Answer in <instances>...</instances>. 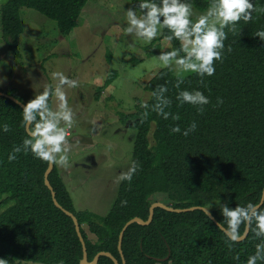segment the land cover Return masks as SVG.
Returning a JSON list of instances; mask_svg holds the SVG:
<instances>
[{"label":"trees","instance_id":"16d2710c","mask_svg":"<svg viewBox=\"0 0 264 264\" xmlns=\"http://www.w3.org/2000/svg\"><path fill=\"white\" fill-rule=\"evenodd\" d=\"M88 2L8 0L1 8L3 38L9 49L19 54L23 7L54 19L60 33L69 35L78 26ZM254 2L256 11L251 21L241 20L234 31L225 29L223 59L215 63V74L203 81L195 74L183 76L180 89L198 88L209 97L203 113L197 111V106L179 105L175 98L179 91L175 86L177 74L161 68L145 85L150 94L147 102L154 104L153 89L167 83L166 95L172 104L166 110L180 119L164 120L150 108L145 112L141 104L136 112L121 114L123 123L130 119L136 130L131 162L140 167L131 183H120L108 213L102 216L77 210L54 165L49 180L59 203L79 220L89 261L98 252L108 251L123 264L118 248L120 232L132 218H148L158 193L164 194L165 203L178 208L212 205L210 210L218 221L223 217L219 206L213 207L215 204L225 202L235 207L258 202L264 188V46L255 33L264 29V0ZM209 6L210 0H192L193 8L204 11ZM167 35L163 30L162 38ZM171 44L179 47L177 40ZM117 76L118 72L111 70L105 87ZM7 93L17 97L15 89ZM218 99L223 102L218 103ZM49 104L51 107V100ZM22 119V107L0 95V125L6 123L10 128L9 132L0 131V259L7 264H81L83 246L74 221L55 205L45 183L47 162L23 151L16 160H8L13 147L21 145L27 135L21 127ZM193 121L197 128L188 136L171 132L173 126L178 124L183 131ZM225 197L228 201H224ZM257 242L249 232L246 239L230 249L231 242L203 210L178 213L156 208L149 225L135 222L127 228L122 248L127 264H245ZM237 254L239 261L233 259ZM168 255L169 259H165ZM98 264L115 263L101 256Z\"/></svg>","mask_w":264,"mask_h":264},{"label":"rangeland","instance_id":"374dc122","mask_svg":"<svg viewBox=\"0 0 264 264\" xmlns=\"http://www.w3.org/2000/svg\"><path fill=\"white\" fill-rule=\"evenodd\" d=\"M6 1L0 0V88L6 93L15 89L26 103L46 86L55 87L53 71L78 81L76 88H65L76 113L68 135L71 166L69 170L57 166L67 172L66 186L76 209L104 216L118 195L116 176L131 164L136 137L132 121L123 123L121 114L136 112L148 100L145 85L163 68L157 54L173 48L172 44L162 35L151 44L125 35L124 9L134 6L132 0H89L69 35L60 33L54 19L23 7L24 32L15 54L3 38L1 8ZM193 11L199 15L206 10L194 7ZM111 70L118 76L105 87ZM50 100L55 110L54 94ZM154 200L164 202V194H156Z\"/></svg>","mask_w":264,"mask_h":264},{"label":"clouds","instance_id":"9594fccd","mask_svg":"<svg viewBox=\"0 0 264 264\" xmlns=\"http://www.w3.org/2000/svg\"><path fill=\"white\" fill-rule=\"evenodd\" d=\"M126 16V36H135L145 44H151L158 36L167 30V40L179 41V47L161 51L157 54L159 64L169 71L177 74L176 101L180 106L190 104L197 106V111L203 113L204 106L210 103L209 97L200 89H180L183 74H195L201 81L211 77L216 72L215 63L221 62L225 50L227 33L225 29L235 30V26L243 20L249 22L256 11L254 0H210V6L199 15H195L192 0H138L133 7L124 9ZM255 37L259 38L264 46V29L258 30ZM228 51H231L229 48ZM51 78L56 81L55 87L46 86L39 94L23 104V119L21 127L27 135L22 144L13 147L8 155L9 162L17 159V154L31 153L34 158L47 162L48 166L59 165L63 168L71 166L69 152L70 141L68 129L73 127L76 113L69 104L65 88H76L78 81L69 78L61 71H53ZM3 81L0 80V84ZM169 89L167 83L157 85L152 91L155 103L149 105L145 100L141 107L145 112L151 109L164 120L171 117L179 120L178 114H173L169 109L172 100L166 95ZM58 101L54 110L49 101L52 95ZM17 103L21 102L17 98ZM218 103L223 101L218 99ZM197 128L195 121L181 130L177 124L171 128L172 133H181L188 136ZM0 131L9 132L8 124L0 125ZM140 166L132 161L127 171H121L116 176V183H131L133 176ZM228 198L225 197L224 201ZM126 204L127 201H121ZM220 214L223 217L216 223L219 229L232 245L242 242L252 232L258 241L254 253L248 255L245 264H264V192L259 196L257 203L251 201L246 204H236L230 207L229 203H219ZM211 206L204 209L205 215L211 217ZM243 226V228H242ZM240 260L239 254L233 257ZM0 264H7L5 259H0Z\"/></svg>","mask_w":264,"mask_h":264},{"label":"water","instance_id":"95a60500","mask_svg":"<svg viewBox=\"0 0 264 264\" xmlns=\"http://www.w3.org/2000/svg\"><path fill=\"white\" fill-rule=\"evenodd\" d=\"M0 95H4V96L10 98L11 100H13V101H15V102H16V100H17V98H18V97L14 96V95H10V94H8V93H6V92H3V91H0ZM16 103H17V102H16ZM24 103H25V102H23V101L21 100V102H20V103H17V104H19L21 107H23V104H24ZM53 169H54V166H51V167L48 166V169H47V171H46V173H45V183H46V185L50 188V190H51V192H52V197H53V200H54L55 205L58 206L59 208H61V209H62V210L68 215V216H70V217L73 219V221H74V224H75V227H76L77 234H78L79 239H80V241H81V243H82V246H83V258H82V260H81V264H98L99 259H100L101 256H108V257H110V258L114 261L115 264H120L118 258H117L116 256H114L111 252H108V251H100V252H98V253L95 255L94 259H93L92 261H89V259H88V250H87V246H86V241H85V238H84V236H83V234H82V231H81V225H80V223H79V220H78L77 216H76L72 211H70V210L64 208V207L59 203V201H58V199H57V197H56V192H55V190H54V188H53V186H52V184H51V182H50V180H49V175L51 174V172L53 171ZM262 192H264V188H263V191H262ZM156 208H163V209H166V210H168V211L181 213V212H188V211H193V210H203V211H204V209L206 208V206H202V205H194V206H191V207L178 208V207H174L173 205H171V204H167V203L162 202V201H154V202L151 204V206H150L149 216H148V218H147L146 220L143 219V218H141V217H134V218H132L131 220H129V221L124 225V227L122 228V230H121V232H120V239H119L118 248H119V251H120V253H121V255H122V261H123V264H127V261H126V258H125L124 252H123V248H122L123 237H124L125 231L127 230V228H128L131 224H133V223H135V222H137V223H139V224H142V225H149V224L152 222L153 218H154V214H155V210H156ZM210 212H211V217H212L211 219H212L215 223H217V222H218L217 218L214 216V214L212 213L211 210H210ZM248 234H249V233H248ZM247 236H248V235H247ZM246 238H247V237H246ZM246 238H245V239H246ZM169 256H170V255H168L165 259H169Z\"/></svg>","mask_w":264,"mask_h":264},{"label":"crops","instance_id":"0c3cea01","mask_svg":"<svg viewBox=\"0 0 264 264\" xmlns=\"http://www.w3.org/2000/svg\"><path fill=\"white\" fill-rule=\"evenodd\" d=\"M58 168H59V170H60V173H61V176H62L63 180L65 181V178H66V174H67V172H66V171H63V170H69V169H70V166L67 167V168H63V170L60 169L59 166H58ZM65 183H66V181H65Z\"/></svg>","mask_w":264,"mask_h":264},{"label":"built area","instance_id":"2783aa9c","mask_svg":"<svg viewBox=\"0 0 264 264\" xmlns=\"http://www.w3.org/2000/svg\"><path fill=\"white\" fill-rule=\"evenodd\" d=\"M70 134V129H68V135Z\"/></svg>","mask_w":264,"mask_h":264}]
</instances>
